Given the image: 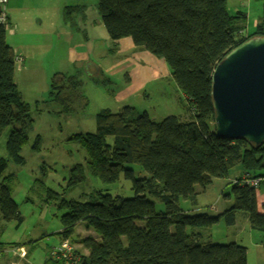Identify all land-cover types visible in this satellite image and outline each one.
Instances as JSON below:
<instances>
[{
  "label": "trees",
  "instance_id": "1",
  "mask_svg": "<svg viewBox=\"0 0 264 264\" xmlns=\"http://www.w3.org/2000/svg\"><path fill=\"white\" fill-rule=\"evenodd\" d=\"M98 7L113 42L111 51L118 48L117 40L131 36L137 48L163 58L187 95V111L160 122L132 105L97 112L95 132L75 135L87 151V168L109 183L124 172L133 180L135 195L97 191L95 200L64 201L68 209L61 215V241H71L82 222L101 238L89 234L72 239L88 251L75 249L77 264H248L245 245L213 242L206 234L221 219L235 224L239 211L248 213L252 228L264 230L256 189L242 181V174L230 178L231 191L224 196L231 203L218 214L190 213L180 202L197 203L198 189L229 177L237 164L249 177L264 174L257 172L264 168V143L256 146L219 136L212 99L216 65L240 43L264 36V0L263 15L248 32L246 13L230 11L227 0H98ZM7 25L0 24V138L9 130L8 153L21 162L34 121L15 80L17 53L7 41ZM50 86L52 99L64 110L86 106L76 76L59 71ZM131 163L140 164L150 176L137 178ZM7 165L8 159L0 157V177ZM11 179L7 175L0 182V211L7 221L20 225L24 217L10 191ZM85 179V166L79 163L71 171L69 186ZM148 193L162 200L166 210L158 212ZM49 261L66 264L65 259Z\"/></svg>",
  "mask_w": 264,
  "mask_h": 264
},
{
  "label": "rangeland",
  "instance_id": "2",
  "mask_svg": "<svg viewBox=\"0 0 264 264\" xmlns=\"http://www.w3.org/2000/svg\"><path fill=\"white\" fill-rule=\"evenodd\" d=\"M227 5L232 12L241 9L249 14L250 30L254 29V20H260L263 15V0H227ZM58 6L61 15L71 17V20H65L62 23L64 28L58 27L56 33L47 23L37 29L32 24L34 21L28 17H21L19 24L11 22L7 25L8 42L16 44L13 46L23 43L20 48H16L19 51L16 53L28 60L27 67L26 62H22L20 66L17 63L15 80L24 99L31 105L34 123L29 131L28 142L22 148L21 162L15 161L8 153L9 130L0 138V157L8 159L0 182L11 175L9 188L24 217L23 223L19 225L16 221H7L0 211V241L24 242L25 246L31 248L29 257L33 264H48L45 260L53 258L48 251L61 242L62 238L58 234L62 228L61 215L68 209L63 204L64 201L95 200L97 191L123 197L135 195L133 180L124 172L112 183L91 174L87 168V151L81 139L75 137L79 133L95 132L97 112L105 108L102 106L106 103L111 104V99L105 101L108 89H111L108 85L119 86L121 83L117 76L126 73L123 70L126 65L125 57L114 52L116 50L111 51L113 42L101 17L98 0H64ZM40 11L45 16L53 13L55 16V10ZM36 13V10H32L33 15ZM18 25L20 29L17 32ZM14 29L17 33L13 34ZM21 66H24L23 69ZM59 71L81 80L80 92L86 106L75 107L74 111L64 110L62 104L52 99L50 82ZM108 72L109 76H115L116 79H107ZM153 89H146L149 96L143 97L145 104L139 103L140 111H147L156 122L162 121L170 112L177 114L183 111L173 107L174 102L168 100L174 98L177 102L168 82L165 81L164 85L160 83L159 87ZM179 105L177 102V107ZM184 109L186 112V107ZM79 163L85 166L86 179L75 186H69L71 171ZM128 166L134 169L137 178L150 176L138 163ZM244 172L243 167L237 164L231 169L229 177L221 178L222 180L216 178L206 189H198L197 203L182 199L181 206L189 209L190 213L218 214L216 207L220 210L224 206V195L231 191L230 178ZM257 172L264 173V168ZM256 193L262 208L263 184L256 189ZM147 195L155 200L158 212L166 210L167 207L157 196L151 193ZM208 229L210 230L206 233L211 234L209 239L213 242L235 241L245 245L248 264H264V230L251 227L246 211L238 212L233 225H228L221 219ZM89 234L98 240L101 238L94 229L86 228L81 222L70 239L75 249H79L81 253L85 248L72 239Z\"/></svg>",
  "mask_w": 264,
  "mask_h": 264
},
{
  "label": "crops",
  "instance_id": "3",
  "mask_svg": "<svg viewBox=\"0 0 264 264\" xmlns=\"http://www.w3.org/2000/svg\"><path fill=\"white\" fill-rule=\"evenodd\" d=\"M63 1L64 0H9L7 6L9 24H11V22L12 23L15 22L16 24H19L21 23L22 20L21 17H28V19L34 21L32 24L35 25L37 29H39L40 26H44L47 23L48 27H50L51 30H54L55 32L58 27L64 28L62 23L65 21V18L61 15L60 8L58 6V4ZM52 8L53 10H55V16L54 13L52 15H47V16L40 13L41 12L40 9H49L51 12L53 11ZM32 10H36L37 13L33 15ZM240 10L241 9H237L235 12ZM241 11L245 12L244 10ZM245 13L247 15L246 16L247 27L245 32H248L251 31L248 26L250 23V20H248L250 16L247 12ZM256 22L257 21L254 20L253 22L254 27ZM19 29H20V25H18L17 32L19 31ZM17 32L14 29L13 34ZM22 44L23 43L21 44L17 43V45L19 46H13L16 44L11 43L10 45L15 49L16 52L17 51L16 48H20L21 47L20 45ZM117 44H118V48L114 52H119L123 57H125L124 59L126 60L125 63L126 65L123 70H125L126 73H123L122 74L123 76L122 75L117 76L118 80L121 83L119 86L118 84L108 85L109 87H111V89H108V94L106 95L105 101L107 99L108 100L111 99V104L109 105L108 103H106V105L102 107H108L113 111H117L118 109H121L125 105H132L138 108L139 103H144L143 97L149 96L148 90H146L148 87H150V90L153 91L154 90L153 87L154 88L159 87L160 83L164 85V82L166 81L168 82L169 86L172 88L173 97H177V102L178 104H180L179 107H177V102L174 98H169L168 100L174 102L173 107L177 109H183L182 112L177 114L184 115L185 114L184 108L185 107L187 108L186 103L188 102L187 95L179 87V85L173 78L171 70L167 65L166 61L163 58H160L155 54L151 53L149 50L137 48L131 36L120 38L119 40H117ZM24 58H25L24 62H26V67H27L28 60L25 56ZM29 64L31 66V62H29ZM41 66L44 67L42 62H41ZM23 67L24 66H21L22 69ZM95 67L96 65L94 66V68ZM109 73L110 72H108L106 75L107 79L109 77L113 80L116 79L115 76H109ZM174 113L170 112L169 114H174ZM226 201L228 202L227 205L231 203L230 199ZM262 205L263 207L261 208L258 202L260 211H263L264 201L262 202ZM225 208H226V202L224 203V206H222L220 210L216 207V211L220 213ZM1 242L3 243L4 241ZM4 243H8V242H4ZM15 248H12V246L9 244H0V264H33L31 262V258L29 257L31 253L30 247L28 248L25 245H21L20 246L21 250H17ZM48 252L50 254V251ZM84 253H88L87 249L84 250ZM49 262L50 261L48 257L45 260V263L54 264L53 262L51 263Z\"/></svg>",
  "mask_w": 264,
  "mask_h": 264
},
{
  "label": "water",
  "instance_id": "4",
  "mask_svg": "<svg viewBox=\"0 0 264 264\" xmlns=\"http://www.w3.org/2000/svg\"><path fill=\"white\" fill-rule=\"evenodd\" d=\"M212 99L219 136L264 143V36L240 43L216 65Z\"/></svg>",
  "mask_w": 264,
  "mask_h": 264
},
{
  "label": "built area",
  "instance_id": "5",
  "mask_svg": "<svg viewBox=\"0 0 264 264\" xmlns=\"http://www.w3.org/2000/svg\"><path fill=\"white\" fill-rule=\"evenodd\" d=\"M9 0H0V24H8V12H7V6H8ZM16 64L20 66L22 62H24V57L20 54H17L15 57ZM242 181L249 184L250 186L257 189L262 184L264 185V174L249 177L247 173H244L241 175ZM237 181V180H235ZM15 249L21 250L20 247H16ZM75 247L69 241L68 239L62 240L58 246L52 247L50 249V254L53 258L57 260L65 259L66 264H77L78 257L75 253Z\"/></svg>",
  "mask_w": 264,
  "mask_h": 264
}]
</instances>
